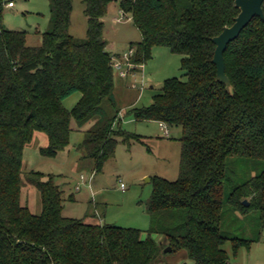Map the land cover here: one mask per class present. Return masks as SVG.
I'll return each instance as SVG.
<instances>
[{
  "label": "trees",
  "instance_id": "1",
  "mask_svg": "<svg viewBox=\"0 0 264 264\" xmlns=\"http://www.w3.org/2000/svg\"><path fill=\"white\" fill-rule=\"evenodd\" d=\"M49 1L51 29L40 46H28L24 31L0 27V264H159L168 247L192 264H230L223 249L228 242L235 256L258 240L225 234V211L256 212L264 224V21L253 19L224 53L231 95L217 81L212 39L233 26L235 0L120 2L123 20L142 36L131 44L135 62L146 64L154 49L168 48L182 56L187 77L166 80L150 106L123 113L136 123L182 129L179 178L151 179L144 239L138 229L91 223L89 214L65 217L64 205L74 198L66 199L55 176L24 171V151L36 133L48 138L41 156L55 159L69 148L72 134L85 128L78 150L82 160L95 163L96 173L115 157L120 140L143 143L116 127L121 109L114 96L115 55L107 51L104 23L114 0ZM75 1L85 4V39L69 32ZM76 93L82 97L66 109L64 101ZM106 101L113 116L104 109ZM231 159L261 170L227 195ZM27 186L40 193V215L22 203Z\"/></svg>",
  "mask_w": 264,
  "mask_h": 264
},
{
  "label": "rangeland",
  "instance_id": "2",
  "mask_svg": "<svg viewBox=\"0 0 264 264\" xmlns=\"http://www.w3.org/2000/svg\"><path fill=\"white\" fill-rule=\"evenodd\" d=\"M123 0H115L111 5L105 27V39L109 53L127 51L131 44L141 42L142 36L131 20L114 22L120 18L119 4ZM14 7H8L9 3ZM85 4L75 1L70 34L77 39H85L87 20L84 15ZM0 27L12 31L27 33V45L38 47L42 43V34L51 29V13L49 0H0ZM182 56L173 54L168 48L154 49L153 57L146 63L147 85L143 92L132 90L126 98L119 99L120 109L135 105L138 108L148 107L153 97L160 94L166 80L177 78L187 81L186 72L181 69ZM152 88V89H151ZM82 95L76 93L64 101V107L71 110L78 103ZM139 99V100H138ZM104 109L110 116L115 111L109 102L104 103ZM127 109V108H126ZM125 109L121 111L125 112ZM119 126L128 133L142 137V142L132 141L127 146L119 141L115 157L106 162L101 173L95 172V163L92 160H82V153L78 150L84 140L85 128L76 131L71 136L69 148L60 153L55 159L41 156L40 149L48 146V138L43 133H36L33 141L24 151V171L41 172L55 176L56 185L64 191L66 197L74 195L76 201H67L63 212L65 217L83 219L89 214V222L97 223L103 219L105 224L134 228L143 231V238H147L150 228L149 215L146 205L152 192L153 177H160L174 182L179 178L180 156L182 144V129L169 127L170 137H165L159 124L156 122L135 123L131 117L123 114ZM260 167L248 165L231 159L227 168L226 194L232 187L246 182L260 171ZM84 175L86 181L92 185L82 186L81 192L75 191ZM90 188H89V187ZM22 203L32 214L42 212L40 193L32 188L25 187ZM96 208L98 216L93 215ZM233 213V212H231ZM225 211L222 228L231 238L258 240L250 249L242 248L234 256L231 242L224 246L230 256V264H264V224L261 225L260 215L252 212L247 216L231 214ZM153 239L162 243L163 239L153 236ZM192 264L185 259L184 253L165 254L163 264Z\"/></svg>",
  "mask_w": 264,
  "mask_h": 264
},
{
  "label": "water",
  "instance_id": "3",
  "mask_svg": "<svg viewBox=\"0 0 264 264\" xmlns=\"http://www.w3.org/2000/svg\"><path fill=\"white\" fill-rule=\"evenodd\" d=\"M263 4L264 0H235V6L239 10V15L236 17L233 26L225 27L219 36L212 39L216 46L213 63L217 69V81L225 85L228 93L231 95H234V92L230 80L226 75L224 53L229 44L239 38L242 31L253 19L260 18L264 21ZM244 205L248 206L249 204L244 202ZM165 253H172V249L168 247L165 249Z\"/></svg>",
  "mask_w": 264,
  "mask_h": 264
},
{
  "label": "built area",
  "instance_id": "4",
  "mask_svg": "<svg viewBox=\"0 0 264 264\" xmlns=\"http://www.w3.org/2000/svg\"><path fill=\"white\" fill-rule=\"evenodd\" d=\"M8 7H14L13 3H9ZM123 14L121 17L116 20L119 22L123 20ZM137 50L135 47H130L124 53L120 55L114 56L112 58V67L114 70V75L121 80L130 81V87L134 90L142 91L145 89L147 82L145 78V64H139L135 62ZM162 129L165 131L166 136H169V131L165 124H161ZM88 184L91 186V180L89 182L86 181L84 175L80 176V180L76 187V190H81L83 185ZM88 186V187H89ZM90 188V187H89ZM163 264V263H161Z\"/></svg>",
  "mask_w": 264,
  "mask_h": 264
},
{
  "label": "crops",
  "instance_id": "5",
  "mask_svg": "<svg viewBox=\"0 0 264 264\" xmlns=\"http://www.w3.org/2000/svg\"><path fill=\"white\" fill-rule=\"evenodd\" d=\"M115 2V0L113 1V3ZM112 3V4H113ZM111 4V5H112ZM13 8V7H12ZM110 8H111V6H110ZM110 8H109V11H108V15H109V12H110ZM121 14H122V11L120 10V8H119V15L121 16ZM108 15L106 16V18L104 19V23H105V27H106V21H107V17H108ZM118 18H114V22L116 23V20H117ZM107 47H108V45H107ZM122 52H116V53H114V52H111V54L112 55H115V56H117V55H120ZM145 66H146V64H145ZM146 71V70H145ZM145 78H146V72H145ZM152 89V88H151ZM132 90H134V89H132L131 87H130V81H128V80H121V79H119V78H115V90H114V96H115V101H116V103H117V105L119 104V99H120V96H121V98H126V96L130 93V91H132ZM137 91V90H136ZM139 92V91H138ZM141 92V91H140ZM139 100V99H138ZM133 107H136L135 105H131V106H129V107H126V108H122L121 109V111H123V109H125L124 111H126V110H128V109H130V108H133ZM124 113V112H123ZM123 113L121 112L120 113V116H119V119H118V121H117V123H116V127H118L119 126V123H120V120H121V118H122V116H123ZM133 120V119H132ZM134 121V120H133ZM135 122V121H134ZM136 123V122H135ZM157 123V122H156ZM137 124V123H136ZM159 124V127L161 128V131L163 132V134H164V136L165 137H170V132H169V136H166V134H165V131L162 129V127H161V124L160 123H158ZM169 131V130H168ZM91 185H92V182H91ZM83 186H86V185H83ZM77 187V186H76ZM87 187V186H86ZM81 190H82V187H81ZM81 190H79V191H77L76 189H75V191L77 192V193H79V192H81ZM70 196H72L73 198H74V201H76V199H75V196L74 195H69L68 197H70ZM68 197H66V199H68ZM73 201V202H74ZM64 210H65V205H64ZM64 212V211H63ZM94 215L95 216H98V209L96 208V210H95V213H94ZM98 218H99V216H98ZM99 222H103V223H105L104 222V220L103 219H101V220H99ZM163 259V258H162ZM161 263H163V260H162V262ZM161 263H159V264H161ZM187 264V263H186Z\"/></svg>",
  "mask_w": 264,
  "mask_h": 264
}]
</instances>
